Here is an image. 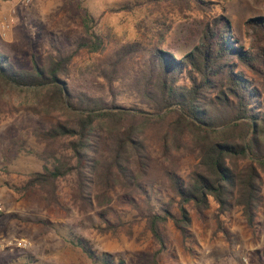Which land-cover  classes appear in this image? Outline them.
<instances>
[{
    "label": "trees",
    "instance_id": "1",
    "mask_svg": "<svg viewBox=\"0 0 264 264\" xmlns=\"http://www.w3.org/2000/svg\"><path fill=\"white\" fill-rule=\"evenodd\" d=\"M149 2L203 13L211 4ZM247 27L255 37L250 48L224 15L213 16L199 45L177 59L158 45L112 46L86 14L81 33L67 49L53 45L44 65L35 59L31 70H19L0 51V107L22 90L38 103L36 114L54 120L35 132L41 148L33 154L43 170L19 190L61 207L59 183L73 179L72 208L95 216L104 231L113 228L114 197L145 203L159 254L167 225L186 234L192 212L205 216L211 200L220 215L239 212L255 233L264 232V17ZM82 53L99 55L96 81L84 88L72 71ZM189 158L195 164L181 174ZM77 244L96 264H126ZM255 256L264 264L263 251Z\"/></svg>",
    "mask_w": 264,
    "mask_h": 264
},
{
    "label": "rangeland",
    "instance_id": "2",
    "mask_svg": "<svg viewBox=\"0 0 264 264\" xmlns=\"http://www.w3.org/2000/svg\"><path fill=\"white\" fill-rule=\"evenodd\" d=\"M206 1L210 8L203 13L149 0H0V51L19 70H31L35 59L44 65L55 52L53 45L67 49L81 33L86 14L112 46L158 45L177 59L199 45L213 16L224 15L238 41L246 48L254 45L247 22L264 17V0ZM98 57L82 53L75 60L77 86L96 81ZM37 104L32 93L15 90L0 107V241L26 238L32 243L27 250L2 252L0 264H96L80 241L94 254L126 264H259L255 253L264 252V232L255 233L239 212L220 215L213 200L205 216L192 212L186 234L170 222L164 231L166 250L159 254L145 203L133 207L114 197L113 228L104 231L95 216L83 218L72 208L73 179L59 183L61 207L49 206L38 192L20 191L33 173L43 170L44 163L33 154L41 148L35 132L54 121L36 114ZM194 164L184 160L181 174Z\"/></svg>",
    "mask_w": 264,
    "mask_h": 264
},
{
    "label": "built area",
    "instance_id": "3",
    "mask_svg": "<svg viewBox=\"0 0 264 264\" xmlns=\"http://www.w3.org/2000/svg\"><path fill=\"white\" fill-rule=\"evenodd\" d=\"M3 208L0 206V215L3 213ZM32 243L26 238H16L10 240L0 241V254L9 250H27L31 247Z\"/></svg>",
    "mask_w": 264,
    "mask_h": 264
}]
</instances>
